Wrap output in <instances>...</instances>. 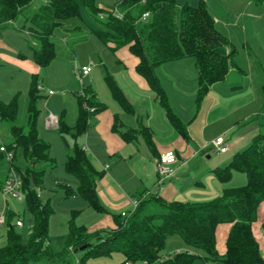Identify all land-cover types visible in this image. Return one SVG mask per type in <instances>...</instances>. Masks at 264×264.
Wrapping results in <instances>:
<instances>
[{
  "label": "trees",
  "instance_id": "16d2710c",
  "mask_svg": "<svg viewBox=\"0 0 264 264\" xmlns=\"http://www.w3.org/2000/svg\"><path fill=\"white\" fill-rule=\"evenodd\" d=\"M262 1L253 0L256 4ZM31 2L0 0V24L24 13L25 20L29 22L27 31L37 42L32 49L33 60L39 66L53 59L55 47L51 35L64 19L79 16L82 5L93 15L102 9L95 5V0H49L34 10L29 8ZM115 8L121 15L105 9L106 29L95 30L94 33L103 43H111L108 47L112 52L123 45L128 46L138 58L136 72L145 78L172 123L187 137L185 124L169 106L155 74V66L185 56L193 57L197 70L195 102L198 106L211 84L223 80L229 66L234 64L235 45L216 27L205 0H197L196 4L180 3L178 0H119ZM144 12L147 15L143 18ZM104 79L121 106L131 110L113 76L106 73ZM262 89L264 94V83ZM81 90L82 93L79 89L74 91L78 103L74 123L68 124L61 115L57 117L56 127L63 139L65 134L74 138L72 145L67 147L70 151L64 161V169L76 177L77 185L73 188L65 182L57 184L66 196L78 194L89 207L104 212L96 191V179L101 172L95 169L84 148L75 139L86 130L91 116L105 104L97 98L91 85H83ZM26 96V120L21 125L15 123L19 94L15 93L6 102L0 99V121L11 122V139L3 144L7 150L15 144L11 163L20 174L23 198L31 214L29 237L23 242L20 232L10 222L13 211L5 206L4 222L8 225L5 243L0 245V264H31L40 260L52 264H87L88 258L110 256L113 250L123 254L116 264L143 261L148 264H264V256L252 229L258 206L264 200V127L246 147L234 152L226 165L212 168L222 183L230 180L233 171L244 173L245 183L225 185L218 195L204 200H165L158 194H145L146 190H141L133 194L138 199L135 208L125 216L113 215L114 225L109 228L89 230L85 225L77 224L74 217L79 209H73L64 245L62 249L54 250L48 239L52 206L49 199L38 194L43 170L33 167L39 160L53 163L48 152L49 144L37 130L39 110L36 101L40 96L37 73L31 74ZM83 101L86 107L82 106ZM261 110L264 111V100ZM117 124L118 118L114 117V130L118 128ZM138 131L145 136L151 148L149 129L140 125ZM128 133H131L130 130L121 132V135L126 137ZM17 148L21 149L27 163L24 168L17 162ZM2 159L5 160L4 152L0 150V161ZM223 222L230 223V228L225 239V251L220 254L215 246V230ZM260 226L264 231V218ZM173 234L179 235L190 248L162 254L166 238ZM76 251H80V255L72 262L69 254ZM198 259L202 262L196 263Z\"/></svg>",
  "mask_w": 264,
  "mask_h": 264
},
{
  "label": "crops",
  "instance_id": "0c3cea01",
  "mask_svg": "<svg viewBox=\"0 0 264 264\" xmlns=\"http://www.w3.org/2000/svg\"><path fill=\"white\" fill-rule=\"evenodd\" d=\"M205 1L217 27L219 16L212 14L209 0ZM212 1L217 10L225 6L226 8L223 9L225 13L229 12L227 9L229 5H237L233 0ZM235 1L238 2V0ZM244 2L249 4L246 6L248 8H250V3H254V5L251 9H248L247 17H244V23L241 28L244 37L239 41V44L231 38V35H228V29L223 31L217 28L228 37L235 47L240 45L244 49L243 53L246 55V60H253L252 57L259 59L258 53L259 50L264 52V44L256 35L264 27V23L261 21L264 15V0L258 4L253 2V0H244ZM244 9L245 7L237 9V16L234 17L236 20H239L241 15L244 14ZM247 23L249 30H251L249 34L247 32L248 29H246ZM226 24L228 26L229 23L227 22ZM108 44L111 43L109 42ZM29 46L32 50V59H28L27 55H23L20 52L13 53V56H7L2 51H0V58L10 59L13 63L30 70L31 78V74H38L37 71H40L42 66L37 65L33 60L32 46H37V42ZM113 53L117 57L118 68L111 75L120 86L130 104L131 110H125L121 106L112 95L107 84V87L103 86L101 91H99L97 87L96 89L91 85V83L94 84V81H96V77L90 78V83L86 85H91L96 92L97 98L105 104V107L91 116L86 130L78 135L81 139V143L78 142V144L84 148L95 169L101 172L96 179V191L105 211H95L89 207L83 198V200H79L81 198H78V194L70 196V199L76 203L73 208H80L74 217L75 222L85 225L89 230L112 227L114 225L113 215H119L121 211L129 213L133 210L131 198L134 193L155 188L157 185V175L154 168L155 159L160 152L167 149H173L176 154V160L172 164L174 173L162 182V188L159 190L158 195L165 200L175 199L182 201L204 200L218 195L223 186L229 183L228 181L226 183L219 181L212 172V168L226 165L232 154L246 147L250 143L251 136H254L264 127V114H261L264 111L260 108L262 112H259L256 108L258 103L255 101L253 107L240 116L241 123L245 125V123L252 121V125L255 126H251L248 130L232 131L227 135V132L233 128V125L227 122L230 113L226 111L231 102L228 100L227 102L217 101L213 95L214 90L221 89L223 93L226 90L231 91L230 89L236 86L245 88L252 85L249 80L240 77V73L246 77L247 72L241 63L237 62L236 57L234 64L229 66L224 79L211 84L209 87L205 96H210L212 101L206 107L204 106L203 109L201 108L203 101H200L198 106L195 102L197 70L193 57L185 56L165 61L155 66V74L166 94L172 112L185 124L187 132V137H185L172 123L165 107L159 102L155 92L149 87L145 78L136 72L135 65L138 58L129 51L128 46L123 45L114 50ZM59 78L60 82H64L61 79L62 76ZM75 90H73V93ZM65 96L61 95L56 98L58 106L55 107V113L57 117L62 115L68 124H73L78 113L77 98L75 95V109L74 105L71 108L74 111V117H70L63 99ZM114 117L118 118V128L116 130L112 127ZM140 125L145 126L150 131L151 148L147 144L145 136L138 131ZM46 127L47 129L56 128L57 124H47ZM129 130L131 133H128L126 137L121 135V132ZM217 135H223L226 150L218 151L212 147L211 140ZM40 137L42 138V136ZM229 148L230 153L227 155ZM199 152L206 155V161L196 162V156ZM213 152H215L213 160H208V158H212L209 154ZM68 153L69 151L66 152L65 156ZM237 173L238 171H233L230 179L237 175L239 184H243L246 178L238 176L241 174ZM60 181L70 185L72 183L75 184V180L68 176L57 180V182ZM86 209L89 215L85 218V221L81 218L80 212ZM259 213H261L260 217ZM263 218L264 200L259 204L257 219L252 224L254 236L264 256V231L260 226ZM0 223H4V221ZM229 228L230 223L227 222L219 223L216 226L215 246L220 254L225 251V239Z\"/></svg>",
  "mask_w": 264,
  "mask_h": 264
},
{
  "label": "rangeland",
  "instance_id": "374dc122",
  "mask_svg": "<svg viewBox=\"0 0 264 264\" xmlns=\"http://www.w3.org/2000/svg\"><path fill=\"white\" fill-rule=\"evenodd\" d=\"M118 1L119 0H95V5L102 8V18L99 17V13L93 15L86 6L82 5L79 9V16H73L64 19L61 26L56 27L53 30V34L51 35V39L53 40L55 47V55L53 59L48 64L40 67V71H37L38 83L40 86V96L36 101V105L39 110L37 117V129L39 130V136H42V138L45 139V141H47L49 144L48 151L50 157L53 159V163L45 160H39L33 165V167L35 169L43 170L42 183L38 190L42 197L49 199L50 205L52 206V212L48 219V238L54 250H60L64 245V239L67 233L68 225L67 220L69 219L71 213L70 210L80 208H73L75 207L74 205H76L75 201L70 199L71 195L66 196L64 194L63 188L57 184V180L68 176L72 178V180H75V184L72 183L71 186L73 188L76 187V177L67 173L64 169V161L66 158L65 155L67 151H70V149L67 147L72 145V142L74 141L73 137L65 134L64 140L57 128L51 127V129H47V112L49 111V113L54 114L56 111L55 107L58 106L56 98H59L61 95H66L63 97V99L68 116L74 117V111L71 109L73 105L74 109L76 106V103H74V101L76 102V98L74 97L75 95L73 93L74 89L78 90L81 86L89 84L90 78L94 77H96V81H94V84L91 83L92 86L95 88L97 87L99 91H101L103 86L107 87L104 75L106 73L112 74L114 71H116L118 68V62L116 61L117 57L110 50L107 43H103L94 33V31L106 29V25L104 24L106 14L104 11L105 9H114L116 11L115 6ZM178 2L196 4L197 0H178ZM233 2L237 5H229V8H227L229 10L228 13H225L223 10L226 8L225 6H222L217 10L212 0H209V5L212 9V14L219 16L217 27L223 31L228 29V35H231V38L239 44V41H241L244 37L243 31L241 29L244 23V17H247V11L253 7L254 3H250V8H248L246 6L249 4H246L244 0H238V2L233 0ZM42 3V0H32L29 8L31 10L37 9ZM244 7V14L241 15L239 20H236L234 17L237 16V9ZM261 21L264 23V15L262 16ZM227 22L229 23L228 26H226ZM233 23L234 25H232ZM28 24L29 22L25 20L24 13L18 14L16 18L12 20V23L0 24V51L5 53L7 56H13V53L16 54L17 52H20L23 55H27L28 59H32V50L29 45H32V43H35L36 41L35 39L33 40L32 35L27 31ZM247 25L248 23L246 24V29H248L247 32L249 34L251 33V30H249ZM256 37L262 40V43L264 44V27L258 31ZM243 52L244 49H242L240 45L236 46L234 60L236 57L237 62L241 63L242 67L246 69V77L242 73H240V77L243 79L246 78V80H249L252 85L248 86L249 89L248 87H245V85H243L245 88L236 86L231 88V91L226 90L223 93L221 92V89H215L213 94L217 101L222 100L227 102L228 100L231 102L226 111L230 113V117L228 118L227 122H230L233 125V128L227 132V135H229V133L232 131L237 132L239 130H248V128H251V126H255L252 125V121H249V124L245 123L244 125V123H241L242 120L240 117L243 113H246L251 107H253V103H255V101L258 103L256 104V108L259 110V112H262L260 108L264 100L262 89V83H264V52L259 50V59L252 57L253 60H246V55ZM82 64L89 65L90 70L87 74L79 76L77 74V68ZM30 73V70L13 63L10 59L0 58V99L6 102L15 93L19 94L18 113L15 123L20 125L24 124L26 120V93L30 79ZM60 76H62L61 79L64 80V82H60ZM49 90L51 93L48 92ZM200 101H203V105L201 107L203 109L204 106L206 107L208 104H210L212 99L210 96L204 95ZM261 114H264V112ZM10 124V121H0V141H10ZM252 138L253 135L251 136V139ZM75 140L81 143L79 136L76 137ZM229 153L230 148L227 152V155ZM209 155L212 158H208V160L212 161L215 152L210 153ZM16 157L20 167L24 168L27 163L22 156L20 148L16 149ZM196 159V162H204L206 161V155L202 154V152H199L196 156ZM6 167L7 163L2 159L0 161V188L6 175ZM237 174H241L238 176L245 177L244 173L242 172H238ZM228 183V185L233 186L241 185L238 182L237 175H234V177L230 179ZM78 198H81L79 200H83L80 195H78ZM6 201L7 203L5 205V202L0 195V212L5 206L13 211L10 222L13 224V227L20 232L22 241L26 242L29 237L31 214L26 208L25 200L24 198L17 199L15 197H7ZM80 213L81 218L86 221L85 218L89 215L88 210H82ZM260 216L261 213H259V217ZM17 218L21 219V226H18L14 223ZM7 225V222L0 223V245L5 243V232ZM179 248L185 249L190 247H188L183 242L179 235H169L165 240V246L162 250V254L170 253ZM79 255L80 251H76L70 253L69 258L73 262L79 257ZM122 257L123 254L120 251L113 250L110 256L88 258L86 263L116 264L122 259ZM201 262L202 261L200 259L196 260V263ZM31 264L52 263L46 260H40Z\"/></svg>",
  "mask_w": 264,
  "mask_h": 264
},
{
  "label": "built area",
  "instance_id": "2783aa9c",
  "mask_svg": "<svg viewBox=\"0 0 264 264\" xmlns=\"http://www.w3.org/2000/svg\"><path fill=\"white\" fill-rule=\"evenodd\" d=\"M43 2H48L49 0H42ZM111 12L117 16H120V12L116 9H110ZM103 13L99 12V17H102ZM147 15V12H144L142 14V17L144 18ZM6 23H12V19L6 20ZM90 70L89 65H81L77 68V74L84 75L87 74ZM40 88V86H39ZM79 91L82 93L81 87L79 88ZM51 93V91H48ZM82 106L86 107L85 101L82 102ZM46 122L48 125H55L57 124V116L52 113H48L46 116ZM211 145L215 150L218 151H224L226 150V145L224 143V138L222 135H217L211 140ZM15 144H12V148L7 150L6 146L3 144L2 141H0V150L4 152V158L7 162V170L6 175L3 181V184L0 188V195L2 199L5 202V205L7 203L6 198L7 197H15L17 199L23 198L24 194L21 190V177L20 174L14 169V166L11 163V159L13 156ZM176 160V154L173 149H167L163 152H160L157 158L155 159L154 168L157 175V185L155 188L146 190L145 194L152 193V194H158L159 190L162 188V182L173 175L174 168L172 166L173 162ZM39 194V192H38ZM131 202L133 204V209L138 203V199L135 197L131 198ZM5 208V207H4ZM122 216H125L129 213L126 211H121L120 213ZM4 221V209L0 212V222ZM16 225L21 226L22 221L21 219L17 218L15 220ZM137 264H148L146 261H143L141 263Z\"/></svg>",
  "mask_w": 264,
  "mask_h": 264
},
{
  "label": "water",
  "instance_id": "95a60500",
  "mask_svg": "<svg viewBox=\"0 0 264 264\" xmlns=\"http://www.w3.org/2000/svg\"><path fill=\"white\" fill-rule=\"evenodd\" d=\"M31 179V178H30Z\"/></svg>",
  "mask_w": 264,
  "mask_h": 264
}]
</instances>
